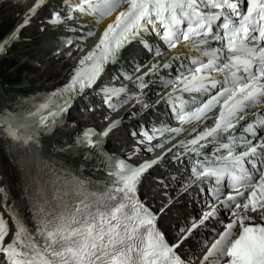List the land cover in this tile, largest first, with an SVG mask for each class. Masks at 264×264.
<instances>
[{
    "label": "snow or ice",
    "instance_id": "1",
    "mask_svg": "<svg viewBox=\"0 0 264 264\" xmlns=\"http://www.w3.org/2000/svg\"><path fill=\"white\" fill-rule=\"evenodd\" d=\"M44 8L49 14L41 31L73 33L64 39L66 54L83 55L66 84L43 102L20 115H0L8 136L33 151L39 135L52 133L88 90L115 112L133 100L132 107L148 108L143 96L153 86L167 89L156 104L165 105L176 126L164 122L151 133L132 132L139 137L136 144L146 146L130 155L188 135L160 156L133 164L104 148L121 119L102 132L84 129L68 150L84 149L85 163L96 161V177L54 174L50 182L30 189L33 227L12 212L15 232L7 242L8 224L0 216V264H192L193 258L185 260L177 249L209 225L215 238L201 244L206 251L199 264H264V0H60L59 6L34 0L0 40V52ZM89 39L93 44L85 51ZM133 44L154 62L135 63L133 74L147 67L135 79L123 70L111 79L122 76L138 91L126 84L97 88L106 69L119 65ZM169 154L176 163L186 159L182 191L196 195L205 209L186 231L181 229L175 244L166 240L157 214L138 196L144 175Z\"/></svg>",
    "mask_w": 264,
    "mask_h": 264
},
{
    "label": "bare ground",
    "instance_id": "2",
    "mask_svg": "<svg viewBox=\"0 0 264 264\" xmlns=\"http://www.w3.org/2000/svg\"><path fill=\"white\" fill-rule=\"evenodd\" d=\"M33 2L34 1L30 0L29 2L25 3V10L30 5H32ZM8 10H13V8L10 4H8L7 1L2 4L0 12ZM16 10L17 9H15L14 11ZM44 11L45 9L41 10L38 15H36L34 19H32L33 22L31 21L30 25H34V22H36L35 25L38 28L47 27L46 25L42 24V21H40V19L42 20L43 18ZM110 18L111 17H107L102 20L101 23L97 25V29L102 30V28L106 25ZM38 22L40 23V25L37 24ZM32 29L34 30L35 26H33ZM46 35L48 37L53 36L52 38H54L55 43H53L52 46H49V42L46 40ZM56 35V31L54 34L53 30L48 29L42 31L38 37L34 38L37 39L43 37L41 45L39 46V60L44 62L45 60L51 59L53 63H57L59 65L62 73L64 72L65 74H67V71H69V69L77 63L83 53L73 51L72 57H69L66 54L69 49L64 46V39L66 38V36H72L74 34L64 33L63 35H59L62 38L57 37L58 35ZM87 41V44H84L85 51L90 48V39ZM47 44L48 47L46 48L45 45ZM12 45L13 43L8 46L7 50L11 48ZM42 49L43 51L41 53ZM7 50L5 52H0V58L7 52ZM56 50L57 53L55 52ZM130 55L132 57H136L139 63H143L147 60V55L142 52H138V49L136 48L132 50ZM27 81L28 85L26 84L21 87L19 86V88H0V115L13 114V112L18 111V109L21 108L26 103V101L33 98V95L35 93L41 92L42 89H47V87L43 88L42 86L44 82H42V84H31L30 78H28ZM158 89L159 87L156 86L151 87L146 93L147 96L153 97L154 92ZM126 106H128V104ZM127 109L128 107L126 108V110ZM127 114L128 113H125L124 116L121 117V119L126 117ZM113 116L115 118H118L117 113ZM81 121L82 120H76L74 123H69V121L67 122L65 120L61 124L57 125L53 129L52 133L40 134L39 141L42 143V147L47 149L50 153L54 154L59 160H62L60 167L65 173H68V166L66 165H71L72 167H74L76 172L83 174L85 177L95 178V160H90L85 163L83 155L85 150L82 148H73L71 150H68V146L73 145L75 142L73 141V136L74 133L79 130V125ZM116 134H118L116 135L117 138H112V140H117V142L114 141L116 148H112L107 152L119 153V155H122L120 153H122L123 146L129 144L127 140L128 138L123 137L124 141L120 142L118 140L122 137L118 136L122 135V133L118 131L116 132ZM158 169L153 170L150 176L144 175L142 183L139 185L138 194L141 195L140 197L144 199L145 204L148 205L153 211H156L160 208L164 209V211L159 214L157 222L159 223L160 229L165 234V237L167 236L169 238H172V240L174 241L183 233L178 232L180 226L186 224L190 216L196 215V208L193 204L194 198L191 196V194L185 193H179L178 195H174L180 190L177 183H155V178H162L163 181H165L166 179L173 180L179 177L177 174L173 173L170 170L165 169L164 171H157ZM1 184H3L6 189V203L15 207L17 212L21 216H27V214L21 207V205L23 206L25 202L23 183L17 174L15 165L10 161L8 155H6L5 148L0 142V185ZM175 186H177L178 188H176ZM188 200H191L190 205H186V202ZM189 226L190 224L187 225L184 230H186ZM208 235L209 234L206 232V228L197 229L193 233V235L189 239L184 241V243L177 249L178 254L186 260L189 257H192L194 259V263H196L197 260L203 254V252L206 250V248H201L202 238Z\"/></svg>",
    "mask_w": 264,
    "mask_h": 264
},
{
    "label": "rangeland",
    "instance_id": "3",
    "mask_svg": "<svg viewBox=\"0 0 264 264\" xmlns=\"http://www.w3.org/2000/svg\"><path fill=\"white\" fill-rule=\"evenodd\" d=\"M5 2L7 1L1 3L0 10L2 8V4ZM18 3L22 4L23 6L25 4L21 1H19ZM15 9L17 10L14 11ZM21 11V7H15L11 11L8 10L5 12H0L1 31L6 29L12 22L14 23L19 18L18 14ZM40 21L42 20L40 19ZM2 27L4 28L2 29ZM40 33L41 32H38V30L35 33H32L29 28H27L26 30L24 29L20 33L19 39L17 40L18 42H14V44L8 50V54H6V57H2L0 59V73L2 75V78L7 80V82L9 83L4 85L3 81L0 79V88L6 87L9 89H14L19 88V86L21 87L26 84L28 85V78L31 79V84H42V82H44L45 84H49L53 81L57 82L60 79L62 71L60 69L58 70L57 66L53 64L51 60H47L46 63H38L39 57L37 54L39 52V46L42 42L41 38L43 37L37 39L34 38L38 37ZM57 37L60 36L58 35ZM10 84L15 86H11ZM76 110L78 109L72 111L71 115L76 113ZM72 120L75 121L76 119L72 118ZM93 123H98V121L95 120L93 121ZM120 137L122 138L118 141L123 142L124 136ZM113 148H116L115 144Z\"/></svg>",
    "mask_w": 264,
    "mask_h": 264
},
{
    "label": "trees",
    "instance_id": "4",
    "mask_svg": "<svg viewBox=\"0 0 264 264\" xmlns=\"http://www.w3.org/2000/svg\"><path fill=\"white\" fill-rule=\"evenodd\" d=\"M1 32V31H0Z\"/></svg>",
    "mask_w": 264,
    "mask_h": 264
}]
</instances>
